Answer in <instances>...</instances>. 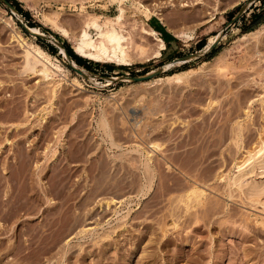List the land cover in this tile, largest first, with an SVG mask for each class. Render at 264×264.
<instances>
[{
    "label": "rangeland",
    "instance_id": "1",
    "mask_svg": "<svg viewBox=\"0 0 264 264\" xmlns=\"http://www.w3.org/2000/svg\"><path fill=\"white\" fill-rule=\"evenodd\" d=\"M7 1H9L13 5L17 13H15L13 10L11 11V9L8 8L0 0V39H1L0 40L1 41L0 42L1 44L0 45V48H1L0 50V68H1L0 69V102H1L0 104V156H1L0 157V163H1L0 164V206H1L0 207V215H1L0 224H3V225H0V264H4V263L6 264V262L7 264H13V262L14 264H18V263L19 264H26V263L27 264H33V263L41 264L43 262H44L43 264L45 263L46 264H64V263L76 264V262L77 264H83L84 262L85 264L87 263L94 264L93 263L94 256L96 258L97 257L100 258V256H98L99 254L98 251L100 249L98 246L99 245L98 243L99 242L101 243V241L99 240L102 238L104 239L105 235L107 236L108 231H109L108 235L110 237L111 236L115 237L117 235L116 236L117 238H122L124 235L131 238L134 235V233L142 232L143 236L139 233L137 234L139 236L134 235L133 238H131L132 241H135V243L140 242L139 244L137 243L139 249L137 251H134L135 253L131 255V258L129 260V262L131 263L129 262L126 263V264H132L134 263V261H136L139 255H143L142 253L146 254V252L148 253L150 249L151 251L152 249L156 250V247L160 246V243H159L160 239L158 241L157 238L158 237L161 238L162 236L157 237L156 236V234H158L157 231H159L158 235H160L161 229H164L165 227L166 229L167 228L169 229L168 230L169 232L170 230L174 229L175 227L174 224H176L175 221L177 220L174 219L173 217L171 219V216H174L172 215L173 214L172 210H174V214L175 212L176 213L178 212L177 207H178L179 202L176 204L178 200L177 198H179V196L181 198V194L182 193L184 194L186 190L188 189L186 188L185 185H187L188 183L190 184L189 181H191L192 178L191 177L189 178L188 176L190 175V172L192 171H194L193 172L194 177L196 176L198 177L202 175L203 172H205L203 173V175H206V176H208L207 174H210L209 176H211L212 174L214 179L212 178V176L203 177L202 175L203 178H207L205 179V181L204 179H201V177L198 178V180L196 181L197 179L196 177V179L194 178V181L198 182L199 179H201L200 181L202 182L201 183L199 182L200 184L199 183L197 184V183H194V181L192 180L191 183L194 185L196 184V186L199 185L197 187H201V188L202 186L205 185L203 188L205 189L206 187L205 190L208 193L206 195L207 197L211 196L213 198V201H216L215 199L217 198L218 200L223 199L222 201L220 200L219 201L223 203L225 207L227 206V209L224 208L223 206L220 208L224 211V214H222L223 215L222 216L221 213H223V211L222 210H220L221 212L218 211L219 210L218 208L220 207V205L218 207L217 204L215 203L213 204V201H211L212 203L210 202V204L213 205V206L211 205L212 206L211 208L214 209L215 207L214 205H216L218 210H216V207H215L214 212H213L214 214L212 213L210 215L211 212L208 213L209 212L208 211L207 214H205L206 213L205 212L204 215H206L207 217L218 215L217 216L218 219L216 218V216H215L216 219L213 217L215 219L214 220L215 222H218V220L220 221L222 220V218H225L227 223L229 222L228 219L229 220L231 219V217L229 216H233L232 219L234 217L237 219L234 218L235 219V221L233 219L234 222L230 221V224H233V225H230L229 227L233 229L235 228V230L236 229L238 230L239 227H240L239 230L245 228L247 223L248 224L250 223L249 226L251 228V224L253 225L254 221L256 223L257 220L259 221L258 223H261V225L258 223H256L257 225H253L256 227L258 232L255 230V228L253 229V226H252V229H253L252 230V229H249V226L247 225L246 226L247 229L245 228V231L247 233V230H249L250 234L247 233L248 234L247 235L245 233V236H244L245 238L244 237H243L244 239L242 238L243 240L237 237L231 238L234 240L236 239L235 242L238 241V239H240L239 240L240 243L239 244L238 242L236 243L237 246L234 245L235 243H231V246L233 245V248L235 247L236 251L238 252L239 250H241L240 253H242V250L244 251L245 248H246L245 251L250 252V249L254 250L256 248H253V247L255 246L257 247L258 245L260 249L264 252L263 250L264 248L263 234L264 233L262 232L264 229V225L262 224V222H260L264 220V207H262L259 204H256L255 207L248 205V204L246 205V203L242 201V199L238 196V194H236L237 192L235 193L234 191L233 192L236 195L232 193V196H231L232 198L230 197L228 198V196H226L222 192L224 191L222 190L223 187L224 188L226 187L225 183H222V182H225L224 178L220 179L221 177L219 176L221 174L220 172L222 171L223 174L221 175L222 177H225L226 174H228L232 170L233 171L235 170V163L237 164L243 160L242 158H246L244 156H247L246 153L248 154V150L250 151L252 146L255 145L254 144L255 139L248 137L250 139L248 140L246 137L249 134L253 133L252 136L256 134L254 136L256 138V136L259 135L258 130H260V128L261 127L263 128L264 126L263 125L264 124V89L262 88L264 84V58H258L256 56L257 52H259L260 54L264 53V0H230V1L229 0H220V1L204 0L206 4L204 3L202 7H200L201 5H196V6L190 5V6L180 7L177 4L174 7H172L173 9L170 8L171 10L167 9L165 11L166 13V14L164 13L165 20L168 19L167 21H165V24L159 21L158 18L155 16H150L149 18L146 19L144 16L140 14L139 15L140 19L145 20L147 23H150V24L162 23L164 27H166L172 33L173 31H175L176 28L180 30L182 29L184 31L191 32L192 38L186 40L184 38L183 39L177 38L175 36L174 40H172L171 43L165 44L166 47L162 49L160 56L153 57L149 59L148 61H136L129 65H117L114 62L97 61V60L88 59L83 56H80L73 50L71 46L72 44L65 37H63L57 31L53 30L50 26H48V24H44L42 21L43 12L46 14V13H49V11L50 12L56 11L57 13H59L58 15L62 17L61 19L62 23L68 28L70 27L71 28L70 30L72 32L75 30L76 32L74 31V33H78L79 28L77 27L82 26V23L84 20L83 18L86 17V15H84L83 13L85 14L90 13L95 16H98L99 23L102 24L106 17L107 18L115 17V15L118 12L116 3L110 2L109 0H7ZM142 1H144L145 3H153V2L160 1V0H142ZM225 1L226 3H224ZM217 3L218 5L221 4L222 9L220 10V12L214 11L213 17L211 19L198 23V20L196 18L199 15L203 16L202 13L204 14L205 10L212 9L214 5H216ZM190 12H192L193 14ZM252 12L257 13L258 19L261 20L259 25L254 27L252 30L258 29L259 32L256 33L255 35H251V36L249 35L245 40L238 39V36L246 33V32L241 31L243 19L245 17L246 18L250 17ZM236 13H238L237 19L234 22L229 23L231 19L236 15ZM177 14L184 16L183 17L184 19H182L183 21L175 20L176 18H174V16ZM190 14L194 18L192 17L189 18L188 16H190ZM81 15L83 18L81 17ZM75 17H78V18H75ZM126 17L127 18H125L126 20L124 21V26L127 30L132 32V35L134 34L133 43H141L140 39H142V37L141 38L139 37L140 38L139 39L137 37L139 34L135 32L136 24L132 22L133 19L130 18L129 14ZM185 17H188V19H186ZM17 18L21 19L29 27H32V28L35 27L36 29L41 31L43 35L42 34L34 35L24 30L19 24V21ZM74 19H77V20H74ZM80 19H83L81 24H80V21H81ZM130 22H132L135 26ZM73 24H78L79 26L75 25V27H73L74 26ZM99 27H101V25ZM98 28L90 27L89 32L93 35V37L95 36V32L97 31ZM16 29L29 42L37 43L44 50L50 53L53 57H56L58 59V63L64 68V70L67 73V78H68L67 81L65 80L62 81L63 90H62V86L61 87L59 86L60 89L57 92H55L54 95L51 94V92H49L50 91L49 83L47 84L44 80H42L39 77V75H37L36 71L34 70L28 71L29 65L23 62V58H22L23 56L22 47H20L18 43H16L11 38V34H12L11 30H16ZM217 36H218V40L214 44L213 49L212 50L211 49L208 50V48L205 49V46L207 44L211 45ZM142 40L144 41V39ZM57 41H59L62 45L67 46V48H69L70 50L68 49L66 50L64 48L66 52L65 53L62 49H60ZM220 52H223L224 55L222 58L218 60L217 64H214L219 69H215V66H213V64H210V65H207V67H205L203 71H201L202 73L200 72L201 74L199 73L193 76V78L185 79L186 81L183 79L185 83L184 81H182L183 83L179 84L176 87V89L171 88L170 87L171 84L165 83V84H162L161 86V82H160V83H156V85H154L155 84L154 83L151 86L148 85L149 87L146 86V88L152 89L151 87L154 85L153 91L152 90H149L150 92L147 91L150 94H148L147 92L146 93L144 92L143 86H145L146 84L145 82L153 78H157L158 76H165L173 72H180V71L197 68L204 61L210 62ZM70 61L72 65L82 70L83 73H85V75H82L79 72H77L71 66ZM6 69L9 72H7ZM155 71H159V72L154 73L152 77L142 80V81H137V80L135 81L132 78H130L134 76H142L146 73L155 72ZM9 76L10 78L7 79V77ZM72 78H77V80H79V82L81 83L80 88H77L73 86L71 83H69L72 80ZM189 80H191V82ZM36 84H38V86H36ZM166 86L167 87L169 86V87L167 88ZM19 87H21L20 91L23 89L21 91L22 94L19 91ZM24 88L27 90H24ZM138 89L141 90V92L137 91L139 92L138 94L134 93ZM160 90H164V91L162 92ZM177 90H179V92ZM31 91H33V93ZM173 91L178 92V93L177 94L173 93ZM140 93L142 94L140 95ZM89 94H94V96L90 97L86 104L81 103L83 100H85V98ZM171 96H172V99H171ZM47 99H49V101ZM211 100L212 101L214 100V102H212L213 103L212 105H210L211 103L209 102ZM160 104L161 106L163 105L164 108L166 107L165 112L163 111L164 109L163 107L160 106ZM208 104L210 106H206ZM24 105L26 107H24ZM46 106H48L49 108L44 110ZM116 106H120L121 108L120 109L114 108ZM155 106H158V107H155ZM153 109L155 111L157 109L159 110L163 109V110H161V112L160 111L155 112ZM26 110H29L30 112H32L33 110V112L35 113L34 114L35 116L33 117L31 116L28 122L27 120H25ZM131 110H136L138 112L139 116L137 117V119L140 121L137 124L139 126L135 125V121L137 119L135 120L132 118ZM148 111L152 113H149ZM153 112L156 114L154 115ZM20 113L21 115H19ZM147 113L150 114L151 116L148 115ZM22 116L24 117L21 118ZM100 116H103V117H100ZM173 117L178 118V121L175 120L176 123L174 122V124H171V128H169L168 127L170 125L169 121L171 120L173 121L174 119ZM23 120L26 122L24 123ZM98 121L99 123L101 122L102 124H104V126H99L101 123L99 124ZM102 121H105V122L103 123ZM206 121H208V124L210 122V124L208 125ZM237 121L238 122L240 121L241 123L243 122L242 124L249 121L248 123H250V127L251 126L252 127L250 128L249 125L246 126L248 123H245L246 124V125L244 124L245 128L246 127L248 128L246 129L243 128V130L250 129L253 132L250 130H248L247 132L242 130V132L247 133L244 135L245 136L244 138H246V140L244 139V141L246 143L242 145L243 147H241L239 150H235L234 152V149H238V147L231 146L230 147L231 149L229 150L230 142L229 141L227 142V140H231L233 132L229 130L235 127ZM153 123L156 125V128L155 126H152ZM106 124L111 126L110 132H109L110 126H107ZM204 124H207V125L204 126ZM199 125H201L202 128ZM232 125L234 127H232ZM253 125H254V128H253ZM23 126H24V129H23ZM157 126H161L160 127L161 129L160 128L158 129ZM107 127H108V130L107 129L104 130V128H107ZM153 127L155 128L156 132L152 130L154 129ZM165 127L166 129L162 130V128H165ZM172 128L175 132L172 130ZM204 128L205 130H203ZM131 130H133V132ZM169 130L170 131L172 130V131L170 132ZM193 130L194 132L197 131L198 133L197 132L192 133ZM106 131H108L109 133H112V132L113 133L110 134L109 136V133ZM148 132L150 133L148 134ZM204 132L207 133L206 134L207 136L204 134ZM221 132L222 133L226 132L227 134L223 135ZM260 132H262V130ZM228 133L231 136H228ZM150 134L152 135L150 136ZM188 135H189V138H188ZM217 135L219 136L216 137ZM220 135H223L224 137ZM225 135H227L228 137ZM197 136L199 137L202 136L204 140L202 138H201L202 140L201 139L197 140L198 139ZM155 137H159V138L157 139ZM211 137H213V139ZM183 138L186 139V141L180 142L181 139ZM192 138H194L195 140H193ZM218 138L225 139V141H222L221 143V145L223 144L222 146H220V144L219 146L218 144L215 145L216 139ZM154 140L156 142L162 143L161 144L162 148L161 147H160L161 149L159 148L160 150L157 149L156 151L155 149L154 151H152L151 148L147 146V145H151L149 144L148 141H154ZM136 141H138V143H136ZM192 141H198V146L200 145L199 147H203L205 144L208 145V146L205 145L208 149V150L206 149V151H208V154L210 153V155L207 156L208 159L205 158L206 155H208L207 152L205 150L203 151L202 149L201 151L199 147L197 148V150L199 149L202 154L200 155L199 153V159L204 157L203 160L206 159L208 164H205L207 163L206 160H204L203 162V160L200 159L202 162L199 163L200 160H198L197 163L194 164L193 166L192 162L198 156V153L195 154L196 152L194 151H197V150L193 148L192 150H190L191 149L190 146H192L193 144L195 148L197 146L196 145L197 142L195 143L193 142L192 144ZM205 141L206 143H203ZM220 141H217V142H220ZM208 142L210 144L211 143L213 144V148L215 146H218L216 148L220 149L218 150V153H220L219 155H215V154H218L217 149H214L215 150V153H214L212 146H209ZM112 143L113 144L115 143L117 146L112 145ZM180 143H184L185 145L182 144L183 145L182 146ZM231 143L234 144V142H231ZM46 145H48V148H45ZM206 147H204L203 149H205ZM132 148L134 150H132ZM226 149L231 152V156L229 155L230 157L228 155H225V153L226 154L229 153V151L227 152ZM149 150H151L150 151L151 153H149V156H150L149 162L150 163L152 162L151 164L153 163L155 164V165L153 164L154 166L152 165L154 170L151 172H149L148 169L146 170V168H144L146 166L145 163L147 162L145 156L148 155ZM179 150L180 152H178ZM186 150H190L191 152H193V153L186 152L188 154H191L192 157L194 156L193 159L191 158L190 160V157H191L190 155L188 156V154H183V151L185 152ZM222 151L224 152V154H222ZM43 152H46V154L44 153L45 154L44 155ZM175 152L177 153L175 154ZM233 152L236 154H234ZM171 153L173 157L171 156ZM232 153L234 155H232ZM173 154H175V156ZM179 155H186L188 158L184 156L179 157ZM221 155H223V158L229 157L228 159L231 162L229 160L228 162L226 158L223 159L225 160L224 162L222 160ZM28 156L31 158L28 159L27 158ZM134 156H135V159H134ZM232 156H234V158ZM130 157H131V160H129ZM167 157H169L168 160H171L168 162L169 164H171L169 169L167 165L165 164ZM137 158L141 162L137 160ZM179 158L180 159L182 158V160L180 161ZM34 159H38V160L35 161ZM163 159H164V164L162 163ZM176 159L178 161H176ZM188 159H189L188 161L189 163L187 162ZM209 159L210 160L215 159L214 161L212 160L213 162H211L214 165H212L211 163L209 165V161H210ZM3 160L6 162L4 163ZM173 161L176 162L177 165ZM183 161H185L186 165L187 163L188 165L191 163L192 166L190 165L191 167L185 168V166L182 165V167H180L181 170H179L178 166H180L181 162ZM117 162H118V165H117ZM158 164L160 166H158ZM217 164L220 165L219 168L217 167L218 166ZM2 165H6V166H3L2 168ZM195 165L196 166L198 165L197 168H194L196 167ZM200 166L202 167V169L203 168L205 169L202 170ZM208 166L210 168H212V166H216V167H213V170L214 168L217 169V170L215 169V171H217V175H216V172L214 173L212 170L211 171L214 174L212 172L210 173L206 172V169H208ZM5 167L7 169H5ZM39 167H40L39 170L42 169L41 171H38L37 168ZM154 167H157V169H155ZM158 167H159V170H160L159 172L161 173V175L157 171ZM183 167L185 168V170L183 169ZM143 168L146 172H144ZM188 168H191V169H188ZM192 168H194V170H192ZM198 168L201 169L203 172L199 170ZM195 169L197 171L199 170V172L201 171L202 173L197 175L199 172L195 171ZM186 170H188L189 172L186 173ZM33 171H35L36 173H34ZM147 171L151 174L153 173V175L157 174V176H153L151 178V183L148 182L149 179L148 180L146 179V176L149 175L147 174L145 176ZM183 172L186 173V175L189 174L187 175L188 178H186V175ZM162 174L163 175L165 174V175L162 176ZM183 174L185 176H183ZM168 175L169 176L171 175V176L169 177ZM216 176H218L220 180ZM161 177L162 178L165 177L164 179L166 180V182ZM133 178L135 180H133ZM209 178H211V180H208ZM137 179L139 182L141 181L145 182L144 180H147L146 181L147 184H150L152 189L150 188V185H149V188H150V191H149V188L147 187L148 185L146 184V182L137 183ZM159 179L161 182H163V185H164L162 189L164 188H167V189L159 190V188L157 187L158 186L157 183L159 182ZM153 180H156V183ZM184 180L186 181V183L184 182L185 185L184 184L177 185V183H181ZM216 181H217V184H216ZM219 181H220L221 186L217 188L216 185L217 186L220 185ZM132 182L136 185L139 184L137 185V187L139 190H141V192L144 190L142 192L143 194L138 189H134V187L136 188V185L133 184L134 185L133 187L131 185ZM172 183L173 184L175 183L174 184L175 186ZM96 184L99 186H97ZM155 184L157 186H155ZM144 185L146 186L147 190L145 189ZM163 185L161 183L159 187L160 186L162 187ZM35 186H36V189H35ZM141 186L144 187L142 188L143 190L140 189ZM176 186H177V189L175 188ZM182 186H184V188H182ZM32 187L34 189H32ZM132 187L133 189H131ZM172 187L174 188L173 191L176 190L177 192L176 191L169 192V191H172V189L169 190ZM212 187H215L214 190ZM157 188H158V191H163L165 193L167 191V194H164L162 192L158 193ZM43 189L45 190L47 189L46 190L47 192L46 191L43 192ZM219 189L221 190L222 193L219 192L220 191ZM133 190L134 191L136 190L137 192L135 191L136 192L135 193ZM152 190L155 192L157 191V192L156 193L152 192ZM178 190H181V191L178 192ZM32 191L35 195L31 193ZM219 193L223 194L224 198L225 196L227 198L224 199L223 197H221L222 195H219ZM5 194H8V195H5ZM153 194L155 197L153 196ZM157 194H159V196H157ZM174 194L175 195L178 194L176 197L177 200L174 199L175 197ZM160 195L162 196L164 195L168 198L167 199L163 196L165 200H167L165 201V203L167 204L163 203L161 205V202H162L161 198L163 200L164 198L162 196L160 197ZM28 196H30L31 198L34 196L31 199V200H36L32 202L34 204L30 202V197L27 200H25L26 197ZM158 197L160 200H158ZM172 197L176 202L171 199ZM110 198H113L114 200L115 199L120 200V201L116 203V205H113L114 204L113 203L109 209L102 208L101 205H98L99 202L101 203L106 199L110 200ZM145 198H147V201L145 200ZM3 199H4V202H3ZM8 199H10L11 201ZM151 199H153L154 201L155 200L159 202L161 201L160 202L161 207L159 206V204H157L156 201L155 203L157 205ZM5 200H8L10 202L8 203L7 201L6 203ZM168 200H170V202L173 201L174 204L176 205H172L173 203L170 204ZM1 201L3 202V204L1 203ZM27 201H29L30 203H27ZM18 202L19 204H22V205H19ZM146 203H149V204H146ZM152 203H154L153 206H154L155 211L153 210ZM23 205H24V208H23ZM145 205H148V206H145ZM165 205L170 208L171 207L173 208V206L174 208L176 206L177 207L175 209L171 208L170 210ZM11 207H14L17 209H14ZM28 207H31V208L28 209ZM53 207H54V210H53ZM156 207H158L159 210L161 208V211H159V213ZM261 207L263 208V210ZM162 208L163 209L165 208L166 210L165 214L168 213L167 210L171 211L170 216H169V213L167 214L168 218H166L164 214H163L164 217L162 216L161 213L165 211ZM24 209H27L28 211L27 210L23 211ZM145 209H149V211L148 210L147 211L148 212L151 211V213H148L147 211L144 212ZM228 209L232 212L233 211L236 212L237 215L234 214L236 215L234 216L233 215L234 212L233 213L231 212L232 215H230V211ZM14 210L16 212H14ZM136 211L138 213H136ZM210 211H213V210L210 209ZM227 211L229 212V214ZM3 212L5 214L8 213L9 217H7V215L5 217ZM13 212L16 215L14 214L13 216L12 215ZM25 212H28V213H25ZM139 212L143 213V215L140 214L142 217L139 215ZM238 212L240 213L242 212L241 213L242 216H240L241 214ZM245 212L247 214L246 215L247 217L243 215ZM10 214L13 217L10 216ZM225 214L226 216L229 217V218L227 217L228 219L224 216ZM2 215L4 217H2ZM144 215L145 216L147 215L145 217V220H147L148 223L147 221L143 219ZM132 216H135V217L133 218ZM137 216H139V218H136ZM154 216L155 217L157 216L156 219H154L155 218ZM159 216L160 218H158ZM161 216L165 219L161 218ZM220 216H222V218H219ZM237 216H240L242 218H244L245 216V218L247 219H249L248 217L250 216L252 220L249 219L247 221L246 219L247 223L246 225H243L245 223L242 224L241 222L242 218L238 220V218L240 217H237ZM175 218L177 217L175 216ZM203 218H205V216H203ZM211 218L212 217L208 219L205 218V219L207 220V222L209 221V223H211L210 222L212 220ZM245 218H244V222H245ZM123 219H124V222L126 220L127 223L131 222L132 224L131 223L129 225L127 224L129 227L127 226L125 230L120 231L119 227L122 226L123 222L121 223V221H123ZM151 219H153V221L158 220V223L157 221L156 222L154 221L155 223H157V225L154 223L153 225L154 226L156 225V226L155 227L153 226L152 230L149 229L151 228L152 226L151 224L153 223ZM160 219L164 221V222L160 221V223L162 222L163 227L165 226L164 228H162V224L159 223ZM166 219H168L169 222L173 220L174 224H172L173 221H171L170 223L168 222V224H166L167 222ZM225 219L222 221H225ZM136 220L138 221L141 220V222H143L144 220L145 222L143 223L145 225L141 223L140 221H139L140 223L137 221V224H138L137 225ZM149 221H150V224H149ZM235 222L237 224L241 222V225L238 224L240 225L238 226ZM169 224H172L171 227L173 226L174 227L170 229V227L168 226ZM236 225H237V228H236ZM157 226H159V228ZM241 226H244V227H241ZM83 227L84 228L93 227V228H90L89 230L85 231L86 232L85 234V232H80L79 230L80 228H83ZM143 228L144 230H142ZM153 228H155L156 230L158 228V230L156 231ZM134 229H136L135 232L133 231ZM212 229L210 232L211 235L212 233L215 234L214 232H217L219 228L217 227L216 229L215 228H212ZM261 229H262L261 231L262 234L260 236L259 234L261 232L259 233V230ZM130 230H132L133 232ZM153 230L156 231L157 233L156 232L154 233ZM251 230L254 231L255 233L252 232ZM242 231H244V229ZM121 232H124L123 236L119 235V233ZM129 232H131L132 234ZM147 232H149L150 234ZM151 232H153L154 234L153 233L151 234ZM130 234L132 236H130ZM146 234L148 235L146 236ZM243 234H244L243 232L242 234L240 233V237H242L241 235ZM100 235H104V236H102V238L99 239V237H101ZM249 235L251 239H249L248 237ZM148 236L151 238H149ZM255 236L257 239H255ZM135 237L136 238L140 237V239L138 240ZM246 237L248 238L246 239ZM155 238L157 240H155V242H152L151 239H153L154 241ZM205 238L206 239L208 238L207 240L209 242V237L207 236L203 237V240H206ZM252 238L254 239L252 240ZM197 239H200V237H198ZM145 240L151 244L153 243L152 245L153 246L155 245V247H153L152 245L150 246V244L146 242ZM245 240L248 242H246ZM144 241L146 242V244L142 243ZM253 241L254 242L257 241V243L259 242L261 246L257 243L256 245H254L255 243ZM197 242L201 243L202 240L200 239V241H197ZM126 243H129V240H125L120 245H118V247L121 246L119 247V249L121 250L124 247H125L124 249L129 247V244L127 245ZM156 243H159V246H157L158 244L156 245ZM20 244L22 245V247L20 246ZM246 244L247 245L253 244L252 245L253 247L251 248L250 245H248L250 247L248 250V246ZM51 245L54 246L53 251L54 250L57 251L56 248L58 249L63 248V249H66L67 253L63 255L61 254V252H58V253H55L56 255L53 254L54 256L50 255L49 253H45V251L49 247H51ZM147 245H149L148 247L150 249H148ZM241 245L243 246V248H240ZM245 245L247 247H245ZM69 246L70 247L72 246V247L70 248ZM80 246L82 247V249L84 248L85 251H88L90 248V250L93 251V255L91 254L86 255L85 257H83L84 258L83 259L81 257L83 255L82 254L83 250H80L81 249ZM77 247L80 249H78ZM110 247L111 246L108 245L107 250L109 251L106 250V252L108 253L110 252L109 255L111 254L110 256L112 258L113 253L116 254L114 251L116 250V248L114 247L113 249L112 247L111 248ZM143 247H147V248H143ZM259 247H257V249ZM10 248L12 251L10 250ZM45 248L47 249L45 250ZM141 248L142 250L148 249L149 251L145 250L146 252L145 251L142 252ZM260 249H258L259 252L261 251ZM14 250L15 252L16 251L17 252L15 253ZM111 250L113 251L111 252ZM164 250L165 248L163 249V251ZM258 250L255 255L256 257L254 255L250 256V258L249 256L244 257L246 258L245 261L244 259L243 260L240 259L241 260L240 262L242 263L246 262V264H249L247 262L249 261L251 262L250 259L254 260L253 259L254 257L255 259H257L258 257V259L256 260L257 264H260V263L264 264V255H263L264 253L261 252V254H259ZM24 252L26 254H24ZM251 252L253 253V251ZM138 253H141V254H138ZM66 254L67 256L69 255L70 257L68 258ZM109 255L107 256L108 258H103V259L98 258L99 260L95 258V263L99 261V263L97 262L96 264H107L108 262L110 264V261L112 260L110 259L109 261V258H110ZM89 256L90 258H88ZM260 256L263 257L262 258L263 261H261L262 259L260 260L261 258ZM8 257H12V258L10 259ZM7 259H10V260L7 261ZM40 259L42 261H39ZM232 259L233 258H231L230 260ZM233 263H236V261H233Z\"/></svg>",
    "mask_w": 264,
    "mask_h": 264
},
{
    "label": "bare ground",
    "instance_id": "2",
    "mask_svg": "<svg viewBox=\"0 0 264 264\" xmlns=\"http://www.w3.org/2000/svg\"><path fill=\"white\" fill-rule=\"evenodd\" d=\"M110 2H113V3H116L117 4V14L115 15V17H113V18H105V20L103 21V23L102 24H100L99 23V19H98V16H95V15H93V14H90V13H83L84 15H86V17L85 18H83L82 17V15H81V17L84 19H80V20H78V21H80V24H81V22H82V20H83V23H82V26H79L78 24H73V25H71V26H73V27H75V25H78L79 27H77V28H79V32L78 33H74V31L72 32L70 29V27L68 28L67 26H65L63 23H62V21H61V19H62V17H60L58 14L59 13H57L56 11H54V12H50L49 11V13H42V21H43V23L44 24H48V26H50L53 30H55V31H57L59 34H61L63 37H65L72 45V48H73V50L77 53V54H79L80 56H83V57H85V58H88V59H93V60H97V61H107V62H114V63H116L117 65H129V64H132V63H134V62H136V61H148L149 59H151V58H153V57H158V56H160L161 55V51H162V49H164L166 46H165V43H164V41H163V39H162V37L157 33V31H155L152 27H150L149 25H148V23L145 21V20H143V19H140V17H139V15L141 14L142 16H144L146 19L147 18H149L150 16H155V17H157L158 18V20H160V21H162L164 24H165V21H167V20H165V16H164V13H165V11L167 10V9H170V8H172V7H174L175 5H177L178 4V6H180V7H182V6H190V5H201L200 7H202V5L205 3V1L204 0H160V1H157V2H153V3H145L144 1H142V0H109ZM218 1H220V0H218ZM230 1V0H229ZM228 2V1H227ZM224 3H226V1L224 2ZM229 3V2H228ZM206 4V3H205ZM177 6V7H178ZM225 6V5H224ZM228 6V5H227ZM179 8V7H178ZM199 8V7H198ZM173 9V8H172ZM207 9V8H206ZM222 8H221V4H219L218 5V3L216 4V5H214V7L212 8V9H209V10H205V13L203 14L202 13V15L203 16H201V15H199L196 19L198 20V23L199 22H203V21H207V20H209V19H211L212 17H213V14H214V11H216V12H220V10H221ZM171 10V9H170ZM224 10V9H223ZM13 11L15 12V13H17V11L15 10V9H13ZM48 11V10H47ZM47 11H45V12H47ZM168 12V11H167ZM190 13H192V12H190ZM40 14H41V12H40ZM129 14V16H130V18H132L133 20H132V22H134L135 24H136V27H135V32L137 33V34H139L137 37L139 38H141L142 37V39H144V41L142 40V39H140L141 40V43H133V35H132V32H130L129 30H127L126 28H125V26H124V21L126 20L125 18H127L126 16ZM166 14V13H165ZM193 14V13H192ZM185 15H187V14H185ZM189 15V14H188ZM195 16V15H194ZM184 16H182V15H175L174 16V18H176L175 20H180V21H183L182 19H184L183 18ZM189 18L190 17H192V18H194L191 14H190V16H188ZM188 17H185L186 19H188ZM75 18H78V17H75ZM129 18V19H130ZM101 19V18H100ZM104 19V18H103ZM73 20V19H72ZM74 20H77V19H74ZM132 22H130V23H132ZM78 23V22H77ZM126 23H127V21H126ZM125 23V24H126ZM133 24V23H132ZM67 25V24H66ZM68 25H69V23H68ZM101 25V27H99ZM127 25V24H126ZM134 25V24H133ZM130 26V25H129ZM135 26V25H134ZM81 27V28H80ZM90 27H96V28H98L97 29V31L95 32V36L93 37V35L89 32L90 30ZM32 28V27H31ZM13 29H14V27H13ZM73 29H75V28H73ZM32 30L33 31H35V32H38V33H40V34H42L41 33V31H39L38 29H36L35 27H33L32 28ZM94 30V29H93ZM11 32H12V34H11V38H12V40H14L16 43H18V45L20 46V47H22V58H23V62H25V63H27L28 65H29V70L28 71H31V70H34V71H36V73H37V75H39V77L42 79V80H44L47 84L49 83V92H51V94H55V92H57L60 88H59V86L61 87L62 86V81H67V73H66V71L64 70V68L58 63V59L56 58V57H53L50 53H48L46 50H44L41 46H39L37 43H33V42H29L21 33H19L18 31H17V29L16 30H11ZM76 32V31H75ZM259 32V30L258 29H256V30H252V31H248V32H246V33H244V34H242V35H240V36H238V39H246L249 35L251 36V35H255L256 33H258ZM135 33V34H136ZM173 33H174V35L176 36V37H178V38H184V39H191L192 38V33L191 32H188V31H184V30H180V29H175V31H173ZM43 35V34H42ZM254 37V36H253ZM138 38H137V40H138ZM1 40V39H0ZM136 40V39H135ZM136 40V41H137ZM148 41V42H147ZM1 42V41H0ZM138 42V41H137ZM1 45V44H0ZM208 46H209V44H207L206 46H205V49L206 48H208ZM60 49H62L61 47H60ZM59 49V50H60ZM0 50H1V48H0ZM63 50V49H62ZM202 50H204V49H202ZM16 52V51H15ZM2 54V53H1ZM16 54V53H15ZM223 52H220L219 54H217L210 62H206V61H204V62H202L197 68H194V69H190V70H185V71H180V72H173V73H171V74H167V75H165V76H158L157 78H153V79H151V80H149V81H147V82H145L146 84H145V86H143L144 88H143V90H144V92L146 93L147 91L148 92H150L149 90H152L153 91V87H154V85H156V83H160L161 82V86H162V84H171L170 85V87L171 88H175L176 89V87L179 85V84H181V83H183L182 81H184L185 79H189V78H193V76H195L196 74H199L201 71H203V69L205 68V67H207V65H210V64H213V66H215L214 64H217V62H218V60L220 59V58H222L223 57ZM3 56H5V55H3ZM9 56V55H8ZM12 56V55H11ZM256 56L258 57V58H264V53H262V54H260L259 52H257V54H256ZM1 60H2V58H1ZM20 62V61H19ZM5 63V62H4ZM7 63V62H6ZM4 65V64H3ZM12 65V64H11ZM10 65V66H11ZM16 67V66H15ZM20 67V66H19ZM1 69V68H0ZM5 69V68H4ZM15 69V68H14ZM21 69V68H20ZM215 69H219L217 66H215ZM6 71L7 72H9L7 69H6ZM14 71V70H13ZM216 71V70H215ZM13 73V72H12ZM202 73V72H201ZM200 73V74H201ZM9 74V73H8ZM26 74V73H25ZM32 74V73H31ZM24 75V74H23ZM12 77V76H11ZM32 77V76H31ZM197 77V76H196ZM8 78H10V76L9 77H7V79ZM22 78H24V77H22ZM30 78V77H29ZM123 78V77H122ZM4 79V78H3ZM15 79V78H14ZM27 79H28V77H27ZM184 79V80H183ZM15 81V80H14ZM36 81V80H35ZM186 81V80H185ZM185 81H184V83H185ZM190 82H191V80H189ZM7 82V81H6ZM30 82V81H29ZM40 82V81H39ZM188 82V81H187ZM186 82V83H187ZM189 82V83H190ZM11 83H12V81H11ZM10 83V84H11ZM23 83V82H22ZM21 83V84H22ZM26 83V82H25ZM36 83V82H35ZM41 83V82H40ZM69 83H71L73 86H75V87H77V88H80L81 87V83L79 82V80H77V78H72V80L69 82ZM148 83V84H147ZM155 83V84H154ZM9 84V85H10ZM18 84V83H17ZM39 84V83H38ZM38 84H36V86H38ZM45 84V83H44ZM152 84H154L151 88L152 89H148V88H146V86H151ZM142 86V85H141ZM148 86V87H149ZM165 86V85H164ZM41 87V86H40ZM39 87V88H40ZM44 87H45V85H44ZM48 87V86H47ZM167 87V86H166ZM169 87V86H168ZM167 87V88H168ZM17 88V87H16ZM20 88L21 87H19V91H20ZM27 88V87H26ZM30 88V87H29ZM138 88V87H137ZM142 88V87H141ZM263 89H264V84H263V87H262ZM41 89H43V88H41ZM48 89V88H47ZM23 90V89H22ZM21 90V91H22ZM24 90H27V89H25L24 88ZM46 90V89H45ZM62 90H63V86H62ZM20 91V93L22 94V92ZM48 91V90H47ZM137 91H139V92H141V90H136L134 93H139V92H137ZM160 91H164V90H160ZM172 91V90H171ZM178 92H179V90H177ZM18 92V91H17ZM27 92H29V91H27ZM32 93H33V91H31ZM40 92V91H39ZM147 92V93H148ZM178 92H175V91H173V93H178ZM42 93H44V92H42ZM61 93V92H60ZM64 93V92H63ZM142 93H143V91H142ZM142 93H140V95L142 94ZM144 93V94H145ZM172 93V92H171ZM27 94V93H26ZM30 94V93H29ZM40 94V93H39ZM57 94V93H56ZM148 94H150V93H148ZM175 94V95H176ZM18 95H19V93H18ZM52 95V96H53ZM62 95V94H61ZM64 95V94H63ZM139 95V96H140ZM174 95V94H173ZM29 96V95H28ZM31 96V95H30ZM46 96H48V95H46ZM50 96V95H49ZM94 96V94H89L86 98H85V100H83L81 103H84V104H86L87 102H88V99L90 98V97H93ZM27 97V96H26ZM57 97V96H56ZM18 98V97H17ZM13 99V98H12ZM29 99V98H28ZM41 99V98H40ZM50 99V98H49ZM49 99H47L48 101H49ZM61 99V98H60ZM171 99H172V96H171ZM46 100V99H45ZM45 100H43V101H45ZM12 101V100H11ZM14 101V100H13ZM18 101V100H17ZM26 101V100H25ZM24 101V102H25ZM56 101V100H55ZM211 104L210 105H212L213 103L212 102H214V100L212 101H209ZM29 103H30V101H29ZM47 103V102H46ZM80 103V102H79ZM0 104H1V102H0ZM4 104V103H3ZM8 104H10V103H8ZM15 104V103H14ZM13 104V105H14ZM28 104V103H27ZM56 104V103H55ZM83 104V105H84ZM35 105H36V103H35ZM159 105V104H158ZM209 104L208 105H206V106H210ZM2 106H4V105H2ZM43 106V105H42ZM79 106H81V105H79ZM160 106H161V104H160ZM167 106H169V105H167ZM24 107H26L25 105H24ZM23 107V108H24ZM28 107V106H27ZM150 107V106H149ZM155 107H158V106H155ZM161 107H163V105L161 106ZM10 108H11V106H10ZM49 107L48 106H46V108L44 109V110H46V109H48ZM114 108H116V109H120L121 107L120 106H116V107H114ZM3 109H5V108H3ZM14 109V108H13ZM29 109V108H28ZM150 109V108H149ZM164 109V110H163ZM163 109H161V110H163L164 112H165V110H166V107L164 108L163 107ZM167 109H169V108H167ZM208 109V108H207ZM5 110H7V109H5ZM34 110V109H33ZM33 110H32V112H30L29 110H26L25 111V116H26V119L25 120H27V122L30 120V118H31V116L33 117V116H35L34 114V112H33ZM37 110V109H36ZM43 110V109H42ZM41 110V111H42ZM122 110V109H121ZM151 110V109H150ZM154 110V109H153ZM152 110V111H153ZM161 110H159V109H157L155 112H158V111H160L161 112ZM147 111V110H146ZM9 112V111H8ZM17 112H18V110H17ZM149 112V111H148ZM159 112V113H160ZM174 112H176V111H174ZM7 113V112H6ZM12 113V112H11ZM16 113V112H15ZM53 113V112H52ZM149 113H152V112H149ZM247 113V112H246ZM18 114V113H17ZM148 114V113H147ZM153 114L155 115L156 113H154L153 112ZM162 114V113H161ZM164 114V113H163ZM19 115H21V113L19 114ZM24 115V114H23ZM131 115H132V118L133 119H137V117L139 116V114H138V112L136 111V110H131ZM148 115H150V114H148ZM13 116H14V114H13ZM151 116V115H150ZM24 116H22L21 118H23ZM39 117V116H38ZM100 117H103V116H100ZM174 117H176V116H174ZM173 117V118H174ZM178 117V116H177ZM11 118V117H10ZM54 118V117H53ZM105 118V117H104ZM36 119V118H35ZM101 119V118H100ZM99 119V120H100ZM103 120H105V119H103ZM175 120H177L178 121V118H174L173 119V121H172V123H171V121H169V123H170V125L168 126L169 128H171V124H174V122H175ZM24 121V120H23ZM38 121V120H37ZM47 121V120H46ZM107 121V120H106ZM140 120H136L135 121V125H138L137 123L139 122ZM26 121H24V123H25ZM103 123L105 122V121H102ZM108 122V121H107ZM106 122V123H107ZM149 122V121H148ZM147 122V123H148ZM207 122V124H208V121H206ZM205 122V123H206ZM245 122V121H244ZM249 122V121H248ZM248 122H245V123H248ZM98 123H99V121H98ZM101 123V122H100ZM99 123V124H100ZM141 123V122H140ZM176 123V122H175ZM236 123V122H235ZM243 123V122H242ZM240 121L238 122L237 121V123H236V125H235V127L233 126L234 125V123H233V125H232V127H234L233 129H230L229 131H231V132H233L232 133V138H231V140H227V142L229 141L230 142V145H229V150L231 149L230 147L231 146H237L238 147V149H234V152H235V150H239L241 147H243L242 145L244 144V143H246L245 141H244V139L246 140V138L248 139V140H250L249 138H253V139H255L254 140V144L255 145H253L252 146V148H251V150L249 151L248 150V154L246 153V155L247 156H244V157H246V158H242L243 160L241 161V162H239V163H235V170L233 171H231V172H229L228 174H226L225 175V177H222V175L221 174H223V172L221 171L219 174V176L221 177L220 179H222V178H224V181L225 182H222V183H225V188L223 187V189L222 190H224V191H222L226 196H228V198L230 197V198H232L231 196H232V193L234 194V195H236V194H238V196L242 199V201L244 202V203H246V205L248 204V205H251V206H256V204H259V205H261L262 207H264V126H263V128L261 127H259L260 128V130H258L259 131V135L258 136H256V138L254 137L256 134H254V136H252V134L253 133H251V134H249L246 138H244L245 136V134H247L246 132L248 131V130H250V129H248V130H245L246 128H248V127H246L245 128V125L244 124H242ZM252 123V122H251ZM34 124V123H33ZM36 124V123H35ZM102 124V123H101ZM99 125V126H104V124H102V125ZM163 124V123H162ZM207 124H204V126L205 125H207ZM209 124H210V122H209ZM208 124V125H209ZM254 124V123H253ZM23 125V124H22ZM31 125V124H30ZM107 125V124H106ZM161 125V124H160ZM197 125V124H196ZM249 125V127H250V123H248L246 126H248ZM264 125V124H263ZM107 126H110V125H107ZM113 126V125H112ZM139 126V125H138ZM137 126V127H138ZM152 126H155V128H156V125L153 123V125ZM175 126V125H174ZM194 126V125H193ZM198 126V125H197ZM200 127H201V125H199ZM203 126V127H204ZM211 126V125H210ZM52 127V126H51ZM106 127V126H105ZM147 127V126H146ZM158 127V129L161 127V126H157ZM195 127V126H194ZM194 127H193V129H194ZM209 127V126H208ZM231 127V128H232ZM252 127V126H251ZM250 127V128H251ZM32 128V127H31ZM110 128H111V126L109 127V132H110ZM148 128V127H147ZM154 128V127H153ZM155 128L154 129H152V130H154L155 131ZM202 128V127H201ZM201 128H199V129H201ZM243 128H245L244 130H243ZM253 128H254V125H253ZM258 128V127H257ZM22 129V128H21ZM23 129H24V126H23ZM105 129H107L108 130V127L107 128H104V130ZM161 129V128H160ZM164 129H166V127L165 128H162V130H164ZM192 129V128H191ZM197 129H198V127H197ZM197 129H195V130H197ZM208 129V128H207ZM225 129V128H224ZM114 130V129H113ZM137 130V129H136ZM157 130V129H156ZM172 130H173V128H172ZM171 130V131H172ZM176 130V129H175ZM203 130H205V128L203 129ZM209 130V129H208ZM242 130L243 131H246L245 133L244 132H242ZM262 130V132H260ZM132 132H133V130H131ZM170 131V130H169ZM170 131V132H171ZM174 131V130H173ZM210 131V130H209ZM224 131H226V130H224ZM223 131V132H224ZM250 131H252V130H250ZM106 132H108V131H106ZM108 132V133H109ZM156 132V131H155ZM175 132V131H174ZM197 132V131H196ZM196 132H194V130H193V132L192 133H196ZM253 132V131H252ZM113 133V132H112ZM112 133H109V136H110V134H112ZM150 132H148V134H149ZM161 133V132H160ZM173 133V132H172ZM198 133V132H197ZM222 133V132H221ZM220 133V134H221ZM249 133V132H248ZM133 134V133H132ZM174 134V133H173ZM204 134L206 135L207 133H205L204 132ZM210 134V133H209ZM223 135L224 134H227L226 132L225 133H222ZM44 135V134H43ZM42 135V136H43ZM108 135V134H107ZM152 134H150V136H151ZM192 135V134H191ZM223 135H220V136H222V137H224ZM41 136V135H40ZM135 136V135H134ZM148 136V135H147ZM170 136V135H169ZM207 136V135H206ZM209 136H211V135H209ZM208 136V137H209ZM213 136V135H212ZM219 135H217L216 137H218ZM225 136H227V135H225ZM228 136H231V135H229V133H228ZM227 136V137H228ZM214 137V136H213ZM213 137H211L212 139H213ZM227 137H225V138H227ZM249 137V138H248ZM41 138V137H40ZM49 138V137H48ZM111 138V137H110ZM147 138V137H146ZM151 138V137H150ZM153 138V137H152ZM155 138H159V137H155ZM154 138V139H155ZM188 138H189V135H188ZM197 140H199V139H201L202 138V136L201 137H199V136H197ZM221 138V137H220ZM229 138V139H230ZM156 139V140H157ZM191 139V138H190ZM193 140H195L194 138H192ZM203 139V138H202ZM201 139V140H202ZM212 139H211V141H212ZM113 140V139H112ZM137 140V139H136ZM148 140H149V138H148ZM151 140H153V139H151ZM200 140V141H201ZM204 140V139H203ZM221 140V141H220ZM111 141V140H110ZM184 141H186V139H181V141L180 142H184ZM217 141H220V142H217ZM222 141H225V139L223 138V139H216V143L215 142H213V143H215V145H217L218 144V146H219V144H220V146H222L221 145V143H222ZM244 141V142H243ZM135 142V141H134ZM142 142V141H141ZM147 142V141H146ZM149 142V144H151V145H147V146H149L150 148H151V150L152 151H154L155 149H156V151H157V149L158 150H160L162 147H161V142L159 143V142H156L155 140L154 141H148ZM179 142V141H178ZM188 142V141H187ZM187 142H186V144H187ZM191 142V141H190ZM193 142L195 143V142H197V146H196V148L193 146L194 144H193ZM231 142H234V144H232ZM251 142V141H250ZM249 142V143H250ZM116 143V142H115ZM113 144L112 143V145H115V146H117L116 144ZM136 143H138V141H136ZM203 143H206V141L205 142H203ZM209 143V142H208ZM147 144V143H146ZM181 145L182 144H184V143H180ZM189 144V143H188ZM193 144V145H192ZM192 146H190V150H192V148L193 149H195V150H197V148L200 146H198V141H192ZM212 144V143H211ZM210 143H209V146H212V148H213V144L211 145ZM227 144V143H226ZM89 145V144H88ZM140 145V144H139ZM185 145V144H184ZM190 145V144H189ZM206 146H208L207 144H205ZM203 146V147H199V149L201 150H205L206 151V149H207V147L206 146ZM214 145V146H215ZM251 145H252V143H251ZM73 146H75V145H73ZM183 146V145H182ZM187 146V145H186ZM218 146H215L214 148H213V152L215 153V150L214 149H217V153H218V150H220V149H218V148H216V147H218ZM228 146V145H227ZM45 147V146H44ZM50 147V146H49ZM77 147V146H76ZM81 147V146H80ZM83 147H85V146H83ZM92 147V146H91ZM148 147V148H149ZM161 147V148H160ZM204 147H206L205 149H203ZM45 148H48V145H46V147ZM94 148H95V146H94ZM160 148V149H159ZM176 148V147H175ZM211 148V147H210ZM209 148V149H210ZM211 148V149H212ZM223 148V147H222ZM233 148H235V147H233ZM250 148V147H249ZM86 149V148H85ZM136 149V148H135ZM197 150V151H194V152H196L195 154H197L198 153V159H197V157L195 158V160H196V162H195V160L192 162L193 163V166H194V164H196L197 163V161L198 160H200V159H202L203 160V158L204 157H202V158H200L199 159V153H200V155H202L201 154V151L200 150ZM45 150V149H44ZM49 150V149H48ZM132 150H134L133 148H132ZM137 150V149H136ZM151 150H149V152H148V155L147 156H145V158H146V166L144 167V168H146V170L148 169V171L149 172H151V171H153L154 169H153V166L155 165L154 163V165L153 164H151L150 162H149V160H150V156H149V153H151L150 151ZM190 150H186L185 152L183 151V154H188V153H186V152H191ZM208 150V149H207ZM227 150V149H226ZM229 150H227V152L229 151ZM23 151V150H22ZM129 151H131V150H129ZM198 151H200V152H198ZM233 151V150H232ZM127 152V151H126ZM136 152V151H135ZM138 152V151H137ZM147 152V151H146ZM178 152H180V150L178 151ZM207 152V154H208V151H206ZM233 152V153H234ZM247 152V151H246ZM23 153V152H22ZM46 154V152H43V154ZM132 153V152H131ZM130 153V154H131ZM177 152H175V154H176ZM191 153H193V152H191ZM205 153V152H204ZM203 153V154H204ZM211 153H212V151H211ZM232 153V155H234V154H236V153H234L233 154ZM44 154V155H45ZM134 154V153H133ZM153 154V153H152ZM175 154H173L174 156H175ZM181 154V153H180ZM220 153H218V154H215V155H219ZM222 154H224V152L222 151ZM40 155V154H39ZM124 155V154H123ZM126 155V154H125ZM127 155H129V154H127ZM142 155V154H141ZM178 155V154H177ZM176 155V156H177ZM191 156L190 157V160H191V158L193 159V157H192V155L191 154H188V156ZM194 155V154H193ZM210 155V153L208 154V155H206V157L205 158H207V156H209ZM225 155H230L231 156V152L229 151V153H225ZM225 155H224V157H225ZM24 156V155H23ZM22 156V157H23ZM136 156H137V154H136ZM171 156H172V153H171ZM170 156V157H171ZM181 156H184V157H187L186 155H179V157H181ZM196 156V155H195ZM214 156V155H213ZM229 156V157H230ZM1 157V156H0ZM35 157V156H34ZM36 157H37V155H36ZM45 157V156H44ZM118 157H119V155H118ZM173 157V156H172ZM178 157V156H177ZM183 157V158H184ZM211 157V156H210ZM221 157H222V160L223 159H227V161L229 160L227 157H225V158H223V155H221ZM233 158H234V156H232ZM28 159H30L31 157H27ZM41 158V157H40ZM48 158V157H47ZM152 158V157H151ZM168 158L169 157H167V160L165 161V164L167 165V167H168V169H169V167H170V165L171 164H169L168 162L169 161H171V160H168ZM188 158V157H187ZM212 158V157H211ZM4 159V158H3ZM134 159H135V156H134ZM154 159V158H153ZM165 159H166V157H165ZM208 159V158H207ZM232 159V158H231ZM2 160V159H1ZM35 161L36 160H38V159H34ZM40 160V159H39ZM129 160H131V157L129 158ZM129 160H127V161H129ZM137 160H139L138 158H137ZM145 160V159H144ZM179 160L181 161L182 160V158L180 159L179 158ZM184 160V159H183ZM204 160H206V159H204ZM204 160H203V162H204ZM210 160V159H209ZM213 159H211L210 161H209V165H210V163L211 162H213L212 161ZM4 161V160H3ZM6 161H7V159H6ZM6 161H4V163L6 162ZM29 161V160H28ZM126 161V162H127ZM140 161V160H139ZM158 161V160H157ZM175 161V160H174ZM173 161V162H174ZM176 161H178L177 159H176ZM179 161V162H180ZM189 161V159L187 160V162ZM224 162H225V160H223ZM230 161V160H229ZM228 161V162H229ZM233 161V160H232ZM30 162V161H29ZM138 162V161H137ZM141 162V161H140ZM184 162V163H183ZM183 162H181V165L180 166H178V169L179 170H181V168L180 167H182V165L183 166H185V168L186 167H191L192 166V164L190 163L189 165H188V163H187V165L185 164V161H183ZM195 162V163H194ZM202 161L200 160L199 161V163H201ZM206 162H207V160H206ZM219 162V161H218ZM217 162V163H218ZM231 162V161H230ZM31 163V162H30ZM135 163V162H134ZM139 163V162H138ZM156 163V162H155ZM162 163L164 164V159L162 160ZM175 164H176V162H174ZM227 163V162H226ZM1 164V163H0ZM7 164V163H6ZM11 164V163H10ZM9 164V165H10ZM28 164V163H27ZM37 164V163H36ZM35 164V165H36ZM116 164V163H115ZM121 164V163H120ZM136 164V163H135ZM157 164V163H156ZM162 164V165H163ZM174 164V165H175ZM185 164V165H184ZM204 164V163H203ZM205 164H208V162L207 163H205ZM204 164V165H205ZM212 164V163H211ZM221 164V163H220ZM34 165V166H35ZM38 165V164H37ZM117 165H118V162H117ZM153 165V166H152ZM161 165V166H162ZM177 165V164H176ZM178 165H179V163H178ZM191 165V166H190ZM202 165V164H201ZM212 165H214V164H212ZM218 166V168H219V164H217ZM3 166H6V165H2V168H3ZM134 166V165H133ZM158 166H160L159 164H158ZM196 166V165H195ZM198 166V165H197ZM197 166L196 167H194V168H197ZM203 166V165H202ZM221 166H223V165H221ZM36 167V166H35ZM38 167V166H37ZM40 167H41V165H40ZM40 167L39 168H37L38 169V171H41V170H39L40 169ZM103 167V166H102ZM113 167H115V166H113ZM172 167V166H171ZM176 167V166H175ZM201 167V166H200ZM213 167H216V166H212V168H210L209 166H208V169H206V172H208V173H210V172H216V175H217V171H215V169L216 168H214V170H213ZM144 168H143V170H144ZM155 169H157V167H154ZM177 168V167H176ZM185 168L183 167V169L185 170ZM194 168H192V170H194ZM206 168H207V166H206ZM5 169H7L6 167H5ZM188 169H191V168H188ZM199 169V168H198ZM201 169H202V167H201ZM201 169H199V170H201ZM203 169H205V168H203ZM202 169V170H203ZM34 170V169H33ZM115 170V169H114ZM142 170V171H143ZM163 170V169H162ZM178 170V171H179ZM199 170L197 171L196 169H195V171H197V172H199ZM201 170V171H202ZM208 170V171H207ZM212 170V171H211ZM217 170V169H216ZM36 171V170H35ZM35 171H33L34 173H36ZM147 171V173L145 174V176L147 175V174H149V175H147L146 176V179L148 180L149 179V181L148 182H150L151 183V178L153 177V176H157V174L156 175H153V173L151 174V173H149ZM158 173H160L159 171V167H158ZM156 171V172H157ZM165 171V170H164ZM199 172L197 175H199L200 173H202V172ZM205 171V170H204ZM219 171V170H218ZM144 172H146L145 170H144ZM162 172V171H161ZM180 172H182V171H180ZM187 172H189L188 170H186V173ZM193 172L194 171H192V172H190V175H191V173H192V175L190 176L189 174H187V175H189L188 177L190 178H192V180L194 181V178L196 179V177H194L193 176ZM212 172V173H213ZM134 173V172H133ZM184 173V172H183ZM186 173H184L185 175H186ZM203 173H205V172H203ZM203 173H202V175H203ZM213 173V174H214ZM39 174V173H38ZM154 174H155V172H154ZM183 174V176H185ZM196 174V173H195ZM207 174V173H206ZM225 174V173H224ZM143 175V174H142ZM160 175H161V173H160ZM165 175V174H164ZM163 174H162V176H164ZM182 175V174H181ZM187 175H186V178H188L187 177ZM202 175H200V176H198L197 177V179H196V181L198 180V178H200L201 177V179H204V181H205V179H207V178H203L204 176L205 177H208L210 174H207L208 176H206V175H203V177H202ZM29 176V175H28ZM133 176V175H132ZM169 176V175H168ZM168 176H166V177H168ZM171 176V175H170ZM169 176V177H170ZM193 176V177H192ZM211 176H212V178H213V175L211 174ZM211 176H209V177H211ZM224 176V175H223ZM139 177V176H138ZM148 177V178H147ZM215 177V176H214ZM217 178H218V176H216ZM142 178V177H141ZM145 178V177H144ZM162 178V177H161ZM165 178V177H164ZM164 178H162L163 180H165ZM216 178V179H217ZM139 179V178H138ZM138 179H137V183H141V182H143V181H141V182H139L138 181ZM201 179H199V181L198 182H196V181H194V183H201L202 181H200ZM214 179V178H213ZM215 179V180H216ZM219 179V178H218ZM217 179V180H218ZM219 179V180H220ZM133 180H135L134 178H133ZM142 180H144V179H142ZM147 180H144L145 182L147 181ZM156 180H158V179H156ZM156 180H153V181H155V183H156ZM162 180V181H163ZM191 180V181H192ZM208 180H211V178H209ZM207 180V181H208ZM8 181V180H7ZM174 181V180H173ZM188 181V180H187ZM191 181H189L190 182V184L188 183L187 185H185V183H186V181L184 180L183 182H181V181H179V182H181V183H177V185H179V184H184L185 186H186V188H188L187 190H186V192L183 194V196H182V194H181V198H180V196H179V198H180V200H179V198H177L176 199V197H177V195L178 194H174V199L175 200H177V202L173 199V197L171 198L173 201H175L176 202V204L178 203V214L175 212V214H174V210H172L173 211V214L172 215H174V216H171V219H172V217L174 218V219H176L177 221H175V223L176 224H174V221L173 220H171V221H173L172 222V224H174V229L173 230H170V232L168 231L169 229L167 228L166 229V227L164 228L163 227V224H162V222H164V221H162V219H160L159 220V223H160V221H162L160 224H162V228H164V229H161V231H160V235H158L159 234V231H157L158 230V228H159V226H157L158 228H157V230L155 229V228H153L154 230H156L157 232H158V234H156V236L158 237V236H162L161 238L160 237H158L157 239H158V241H159V239H160V246H159V243H156V245L157 246H159V247H156V250H153L152 249V251H151V249L148 247L149 245H147V247H148V249H150V251L148 250V249H143L142 250V248H141V250H142V252H144L145 250H148L149 252L147 253L146 251V254H144V253H142L143 255H139L138 256V258L136 259V261H134V263H132V264H246V262L244 263H242V262H240L241 260H243L244 259V261H245V259L246 258H244V257H248L249 256V258H250V256H252V255H256V252H257V250L258 249H260V247L257 245V247H259L258 249H257V247L255 246V247H253L252 245L253 244H248V245H250V247L252 248H256V249H250V252L249 251H245V249H244V251L242 250V253H240V251L241 250H239V252L238 251H236V248L234 247L233 248V245L231 246V243H235L234 245H236V243L238 242V244L240 243L239 242V240L240 239H238V241H236L235 242V240L234 239H231V238H241V240H243L245 237V233H246V231H245V228L247 229V225L249 226V224L247 223V221L249 220V219H251L250 218V216L248 217L249 219H247V218H245V216L247 215L246 214V212L243 214V215H245L244 216V218H245V222H244V218H242V217H240V216H242V212L240 213V212H238V213H240L241 215L240 216H237V217H240V218H238V220L239 219H241V222H242V224L243 223H245V224H243V225H246V223H247V225L245 226V228H243L244 229V231H242L243 229H241V230H239L240 229V227L238 228V230L236 229L235 230V228L233 229V228H231V227H229L230 225H233V224H230V221L231 222H234L235 221V219H237V218H233L234 219V221H233V219H232V217L233 216H229V217H231V219L229 220L228 218V216H226V214L224 215L227 219H228V223L226 222V219L225 218H222V214H224V211L222 210V209H220L222 206L224 207V208H226L227 209V206L225 207L224 206V204L223 203H221L220 201H222L221 199H219L218 200V198L217 199H215L216 201H213V198H212V200H211V198L208 196H206L208 193H207V191L205 190L206 189V187H205V189L203 188L204 186H202V188L201 187H197V186H199V185H197L196 186V184L194 185V184H192L191 183ZM206 181V182H207ZM134 182V181H133ZM132 182V186L134 187V185H136V184H134ZM145 182H143V183H145ZM158 182V181H157ZM161 181H160V179H159V182L157 183L158 184V186L155 184V186H157L158 188H159V190L160 189H162L163 187H164V185H163V182H161L162 183V187L160 188L159 187V185L161 184L160 183ZM165 182H166V180H165ZM175 182V181H174ZM176 182H177V180H176ZM185 182V183H184ZM215 182V181H214ZM213 182V183H214ZM7 183V182H6ZM96 183H97V181H96ZM160 183V184H159ZM199 183V184H200ZM203 183H205V182H203ZM208 183V182H207ZM206 183V184H207ZM101 184V183H100ZM134 184V185H133ZM146 184H147V182H146ZM173 184V183H172ZM175 184V183H174ZM173 184V185H174ZM209 184V183H208ZM216 184H217V181H216ZM219 184H220V181H219ZM97 185V184H96ZM137 185H139V184H137ZM137 185H136V188L134 187V189H138V187H137ZM148 186V188H149V185L150 184H147ZM168 185H169V183H168ZM171 185V184H170ZM212 185V184H211ZM97 186H99V185H97ZM130 186V185H129ZM145 186V185H144ZM166 186V185H165ZM172 186V185H171ZM175 186V185H174ZM173 186V187H174ZM188 186V187H187ZM208 186V185H207ZM210 186V185H209ZM221 186V184L219 185V186H217L216 185V187L218 188V187H220ZM29 187V186H28ZM31 187V186H30ZM34 187V186H33ZM32 187V189H34ZM133 187L131 188V189H133ZM140 187V186H139ZM170 187V186H169ZM170 188L169 190H171L172 189V191H169V192H174V191H176V190H174L173 191V189L174 188ZM179 187H181V186H179ZM178 187V188H179ZM11 188V187H10ZM26 188V187H25ZM44 188H45V186H44ZM99 188V187H98ZM101 188V187H100ZM142 188H144V187H142L141 186V188L140 189H142ZM150 188H151V185H150ZM150 188H149V191H150ZM158 188H157V191H158ZM176 189H177V186L175 187ZM182 188H184V186H182ZM211 188V187H210ZM213 188V190H214V188L215 187H212ZM222 188V187H221ZM31 189V190H32ZM35 189H36V186H35ZM145 189L147 190V188H146V186H145ZM152 189V188H151ZM156 189V188H155ZM154 189V190H155ZM165 189H167V188H164V189H162V190H165ZM9 190H11V189H9ZM9 190H8V192H9ZM27 190V189H26ZM39 190H41V189H39ZM47 190V189H46ZM45 189H43V192H45L46 191ZM100 190V189H99ZM139 190V189H138ZM143 190V189H142ZM185 190V189H184ZM209 190H211V189H209ZM212 190V191H213ZM220 190V189H219ZM218 190V191H219ZM11 191H13V190H11ZM34 191V190H33ZM33 191L31 192V193H33ZM134 191V190H133ZM133 191H131V192H133ZM136 191V190H135ZM134 191V192H135ZM140 192H141V190H139ZM144 191V190H143ZM142 191V192H143ZM156 191V192H157ZM181 190H178V192H180ZM216 191H217V189H216ZM216 191H214V192H216ZM236 193H234V192ZM7 192V193H8ZM39 192V191H38ZM47 192V191H46ZM137 192V191H136ZM135 192V193H136ZM141 192V193H142ZM152 192H155V191H153L152 190ZM155 192V193H156ZM159 192H162V193H164V194H167V191H166V193L165 192H163V191H158V193ZM177 192V191H176ZM220 193H222L221 192V190L219 191ZM29 193V192H28ZM145 193V192H144ZM154 193V194H155ZM219 193V195H222L221 197H223L224 198V196H223V194H220ZM24 194H25V192H24ZM34 194V193H33ZM37 194V193H36ZM46 194V193H45ZM132 194V193H131ZM143 194V193H142ZM154 194H153V196H154ZM161 194V193H160ZM170 194V193H169ZM168 194V195H169ZM5 195H8V194H5ZM17 195V194H16ZM31 195V194H30ZM35 195V194H34ZM41 195V194H40ZM137 195V194H136ZM156 195V194H155ZM180 195V194H179ZM233 195V196H234ZM13 196V195H12ZM15 196V195H14ZM18 196V195H17ZM16 196V197H17ZM38 196V195H37ZM43 196V195H42ZM142 196V195H141ZM152 196V197H153ZM157 196H159V194H157ZM162 195H160V197H161ZM164 196V195H163ZM162 196V197H163ZM225 196V198L224 199H226L227 197ZM6 197H8V196H6ZM30 196H28V197H26V199L25 200H27L28 198H29ZM34 197V196H33ZM32 197V198H33ZM147 197V196H146ZM155 197V196H154ZM165 198H167L166 196H164ZM163 197V198H164ZM169 197V196H168ZM220 197V198H221ZM11 198H13V197H11ZM31 197H30V202L32 203L33 201H36V200H31L32 199ZM37 198V197H36ZM150 198V197H149ZM165 198H164V200L161 198V200H162V202H161V205L163 204V203H165V201H167V200H165ZM170 198V197H169ZM210 198V199H209ZM5 199V198H4ZM4 199H3V202H4ZM15 199V198H14ZM155 199V198H154ZM156 199H157V197H156ZM168 199V198H167ZM170 199V200H171ZM209 199V200H208ZM8 200H10V199H8ZM8 200H5L6 201V203H7V201ZM17 200V199H16ZM15 200V201H16ZM145 200L147 201V198H145ZM152 201H154L153 199H151ZM158 200H160L159 199V197H158ZM170 200H168L169 201V203L170 204H172V205H176V204H174V202L172 201V202H170ZM11 201V200H10ZM10 201H8V203L10 202ZM13 201V200H12ZM120 200H114L113 198H110V200H104L103 202H99V204L98 205H101V207L102 208H106V209H109L110 208V206L113 204V205H116V203H118ZM156 201V200H155ZM155 201H154V203H155ZM211 201H213V204L215 203V204H217V206L219 207V205H220V207L217 209V206L216 205H214L215 207H216V210H218V211H220V210H222L223 211V213H221V215L222 216H220L219 218H222V220H224L225 219V221H222V220H218V222H215L214 220L217 218V216L216 215H213V216H210V217H212L211 219V223H209V221L207 222V220L205 219V218H210L209 216L207 217L206 215H204V213L205 214H207V212L208 213H210V215L214 212V209H215V207H214V209H212L211 207L213 206L212 204H210V202ZM3 202L1 201V203L3 204ZM29 201H27V203H30ZM47 202V201H46ZM51 202V201H50ZM151 202V201H150ZM149 202V203H150ZM157 202V204H159V206H160V202L159 201H156ZM159 202V203H158ZM219 202V203H218ZM12 203V202H11ZM24 203H26V202H24ZM37 203V202H36ZM129 203V202H128ZM149 203H146V204H149ZM154 203H152V206H153V204ZM212 203V202H211ZM225 203V202H224ZM242 203V202H241ZM16 204V203H15ZM18 204H19V202H18ZM32 204H34V203H32ZM38 204V203H37ZM151 204V203H150ZM156 204V203H155ZM156 204V205H157ZM165 204H167V203H165ZM222 204V205H221ZM228 204V203H227ZM5 205V204H4ZM19 205H22V204H19ZM19 205H17V206H19ZM31 205V204H30ZM29 205V206H30ZM36 205V204H35ZM210 205V206H209ZM212 205V206H211ZM226 205V204H225ZM6 206V205H5ZM11 206H12V204H11ZM25 206H27V205H25ZM50 206V205H49ZM145 206H148V205H145ZM164 206V205H163ZM162 206V207H163ZM166 206V205H165ZM171 206V205H170ZM1 207V206H0ZM34 207V206H33ZM149 207H151V206H149ZM161 207V206H160ZM167 207V206H166ZM175 207V208H176ZM261 207V208H262ZM6 208H8V207H6ZM5 208V209H6ZM11 208H14V207H11ZM20 208H22V207H20ZM23 208H24V205H23ZM31 207H28V209H30ZM36 208V207H35ZM147 208V207H146ZM157 209H158V207H156ZM168 209H170L171 210V208L170 207H167ZM174 208V206H173V208L172 209H175ZM14 209H17V208H14ZM144 209V208H143ZM151 209V208H150ZM163 209V208H162ZM210 209L211 210H213V211H210ZM10 210V209H9ZM27 209H24L23 211H26ZM51 210V209H50ZM53 210H54V207H53ZM52 210V211H53ZM149 211V209H145L144 210V212L145 211ZM153 210L155 211V209H154V206H153ZM163 210H165V208L163 209ZM229 210V209H228ZM262 210H263V208H262ZM28 211V210H27ZM30 211H32V210H30ZM143 211V210H142ZM141 211V212H142ZM147 211V212H148ZM158 211V213H159V211H161V208H160V210L158 209L157 210ZM176 211H177V209H176ZM230 211V210H229ZM5 212V211H4ZM3 212V213H4ZM6 212H7V210H6ZM5 212V213H6ZM8 212H10V211H8ZM14 212H16L15 210H14ZM12 213V215L14 216V214L15 213ZM20 212V211H19ZM18 212V213H19ZM34 212H35V210H34ZM165 212H166V210L163 212V213H161L162 214V216L164 217V215H165V217L166 218H168V216H167V214L169 213V216L171 215V211H169V210H167V214H165ZM221 212V211H220ZM228 212V211H227ZM232 211H230V215H232V213L234 212H232ZM4 213V215H5V217H6V215H7V217H9L8 215V213L7 214H5ZM25 213H28V212H25ZM33 213V212H32ZM136 213H138L137 211H136ZM148 213H151V211L150 212H148ZM249 213V212H248ZM140 214H142L143 215V213H140L139 212V215ZM146 214V213H145ZM152 214H153V212H152ZM164 214V215H163ZM214 214V213H213ZM215 214H217V213H215ZM228 214H229V212H228ZM227 214V215H228ZM234 214H236V212H234L233 213V215ZM11 214H10V216H12ZM16 215V214H15ZM128 215V214H127ZM136 215H138V214H136ZM150 215V214H149ZM156 215V214H155ZM160 215V214H159ZM237 215V214H236ZM236 215H234V216H236ZM1 216V215H0ZM12 216V217H13ZM141 216V215H140ZM147 216V215H146ZM145 215H144V220H145V217H146ZM161 216V218H163ZM175 216L177 217V218H175ZM203 216H205V218H203ZM215 216H216V218H215ZM2 217H4L3 215H2ZM1 217V218H2ZM21 217H22V215H21ZM126 217V216H125ZM124 217V218H125ZM131 217V216H130ZM133 218L135 217V216H132ZM142 217V216H141ZM151 217H153V216H151ZM155 217V216H154ZM157 217V216H156ZM156 217L154 218V219H156ZM215 219H214V218ZM247 217V216H246ZM11 218V217H10ZM122 218V217H121ZM121 218H119V219H121ZM136 218H139V216H137ZM158 218H160V216L158 217ZM157 218V219H158ZM5 219V218H4ZM9 219V218H8ZM7 219V220H8ZM163 219H165V218H163ZM170 219V218H169ZM204 219V220H203ZM218 219V218H217ZM246 219H247V221H246ZM254 219V218H253ZM256 219V218H255ZM6 220V219H5ZM116 220V219H115ZM129 220V219H128ZM131 220V219H130ZM142 220V219H141ZM141 220H139L140 222H141ZM143 220V222H145V221H147V220H145L144 221ZM152 220V226H151V228H149V229H151L152 230V227L154 226L153 224L157 221V223H158V220H154L153 221V219H151ZM167 220V222H166V224H168V219H166ZM165 220V221H166ZM204 222H203V221ZM210 220V219H209ZM252 220V219H251ZM250 220V221H251ZM120 221V220H119ZM137 221L138 220H136V224H137ZM138 221V222H139ZM170 221V222H171ZM201 221V222H200ZM212 221H213V223H212ZM217 221V220H216ZM249 221V222H250ZM96 222H98V221H96ZM123 222V224H122V226L121 227H119L120 228V231H123V230H125V228L131 223L130 221H128V222H130V223H127V221L125 220V222H124V219H123V221H121V223ZM139 222V223H140ZM143 222H141V223H143ZM169 222V223H170ZM241 222H239L238 224H240L241 225ZM259 221L257 220V222L256 223H258ZM260 222H262V224L264 225V220H262V221H260ZM120 223V222H119ZM119 223H117V224H119ZM120 223V224H121ZM147 223H148V221H147ZM157 223H155L156 225H157ZM236 223V222H235ZM255 223V221H254V224L253 225H257ZM128 224V225H127ZM132 224V223H131ZM135 224V223H134ZM144 224V223H143ZM149 224H150V221H149ZM165 224V223H164ZM172 224H169L168 226L170 227V229H172L173 227H171V225ZM237 224V223H236ZM237 224V225H238ZM258 224H260L261 225V223H258ZM0 225H3V224H0ZM138 225V224H137ZM145 225V224H144ZM148 225V224H147ZM155 225V226H156ZM237 225H236V228H237ZM240 225H238V226H240ZM252 224H251V228H250V226H249V229H252V226H253ZM131 226H133V225H131ZM143 226V225H142ZM154 226V227H155ZM167 226V227H168ZM219 228L218 230H217V232H214L215 234H213L212 233V235L210 234V232H211V229L212 228H217V227ZM118 227V226H117ZM129 227V226H128ZM144 227V226H143ZM148 227H150V226H148ZM147 227V228H148ZM189 227V228H188ZM241 227H244V226H241ZM262 227V226H261ZM90 228H93V227H86V228H80L79 230H80V232H85V231H87V230H89ZM137 228V227H136ZM139 228V227H138ZM141 228V227H140ZM255 228V230L257 231V229H256V227L255 226H253V229ZM263 228V227H262ZM7 229V228H6ZM133 229V228H132ZM252 229V230H253ZM92 230H94V229H92ZM135 230L136 229H134L133 231L135 232ZM140 230V229H139ZM142 230H144V228L142 229ZM145 230H147V229H145ZM153 230V232L155 233L156 231H154ZM160 230V229H159ZM213 230V229H212ZM251 230V231H252ZM130 231H132V230H130ZM132 231V232H133ZM141 231V230H140ZM149 231V230H148ZM215 231V230H214ZM244 233L243 235H241L242 237H240V233L242 234V232ZM249 230H247V233H249L250 234V231L248 232ZM262 231V229L261 230H259V233ZM90 232V231H89ZM94 232H96V231H94ZM128 232V231H127ZM144 232V231H143ZM153 232H151V234L153 233ZM156 232V233H157ZM213 232V231H212ZM252 232H254V231H252ZM252 232H251V234H252ZM258 232V231H257ZM263 233H264V229H263V231H262ZM262 232L259 234L260 236H261V234H262ZM77 233V232H76ZM98 233V232H97ZM104 233V232H103ZM112 233V232H111ZM124 232H121V233H119V235H124L123 234ZM129 233H131V232H129ZM140 232H138V233H134V235H137V234H139ZM146 233V232H145ZM147 233H149V232H147ZM153 233V234H154ZM246 233V234H247ZM255 233V232H254ZM253 233V234H254ZM85 234H86V232H85ZM100 234V233H99ZM102 234V233H101ZM109 234V231H108V233H107V236L105 235V238L103 239L102 238V236H104V235H100L101 237H99V239L100 238H102V239H100L99 241H101V243L99 242L98 244V246H99V254H98V252H97V254H98V256H100V258L99 257H95L94 256V261H93V263L94 264H96L97 262L99 263V261H97L96 263H95V258L97 259V260H99V259H103V258H108L107 256L109 255V253L108 252H106V250L108 249V245L109 246H111L113 249H114V247L116 248V250H114L115 251V253L116 254H114L113 253V255H112V258H111V254L109 255V261H110V259L112 260V261H110V264H126V263H128L129 262V260H130V258H131V255L133 254V253H135L134 251H137L138 249H139V247H138V244L140 243H135V241H132V239L131 238H133V236L130 234V236H132L131 238L130 237H128V236H121L122 238H117L116 236V238L115 237H113V236H109L108 235ZM142 236H143V233L141 232L140 233ZM150 234V233H149ZM111 235V234H110ZM128 235V234H127ZM145 235V234H144ZM148 234H146V236H147ZM209 235H211V236H209ZM248 235V234H247ZM137 236H139V235H137ZM150 236V235H149ZM148 236V237H149ZM209 237V242H208V238L206 239V240H203V237ZM258 236V235H257ZM98 237V236H97ZM120 237V236H119ZM147 237V238H148ZM198 237H200V239L202 240V242L200 243V242H197V241H200V239H197ZM244 237V238H243ZM249 237V239H251L250 238V235L248 236ZM248 237H246V239L248 238ZM254 237V236H253ZM263 237H264V234H263ZM136 238V237H135ZM149 238H151V237H149ZM153 238H154V236H153ZM243 238V239H242ZM136 239H140V237L139 238H136ZM136 239H134V240H136ZM145 239V238H144ZM156 238L154 239V241H153V239H151V241L152 242H155V240H157ZM254 238H252V240H253ZM255 239H257L256 238V236H255ZM125 240H129V243H126L127 245L129 244V247H127L126 249H124L125 247V245L123 246L124 248H122L121 250L119 249V247H121V246H119L118 247V245H120L123 241H125ZM141 240H143V239H141ZM147 240V239H146ZM145 240V241H146ZM149 240V239H148ZM90 241V240H89ZM92 241V240H91ZM94 241V240H93ZM97 241V240H96ZM142 242V243H145L146 244V242H148V241H146V242ZM157 241V242H158ZM246 241V240H245ZM250 241V240H249ZM86 242V241H85ZM128 242V241H127ZM246 242H248V241H246ZM254 242V241H253ZM54 243V242H53ZM55 243H56V241H55ZM77 243V242H76ZM92 243V242H91ZM95 243H97V242H95ZM149 243V242H148ZM147 243V244H148ZM198 245H197V244ZM251 243V242H250ZM255 244L254 245H256V243H257V241L256 242H254ZM93 244V243H92ZM150 244V246L153 244H151V243H149ZM241 244H243V243H241ZM257 244H259V242L257 243ZM50 245V244H49ZM123 245V244H122ZM141 245V244H140ZM143 245V244H142ZM247 245V244H246ZM245 245V247H247ZM260 245V244H259ZM19 246V245H18ZM20 246L22 247V245L20 244ZM19 246V247H20ZM48 246V245H47ZM56 246V245H55ZM144 246V245H143ZM153 246V245H152ZM173 246V247H172ZM237 246V245H236ZM242 246V245H241ZM240 246V248H243V246L241 247ZM261 246V245H260ZM8 247V246H7ZM23 247H25V246H23ZM53 247L54 246H52L51 245V247H47V248H45V253H49L50 255H52V256H54L53 254H55V253H58V252H61V254H63V255H65V253H67L66 252V249H63V248H56V250L57 251H53ZM61 247V246H60ZM70 247V246H69ZM68 247V248H69ZM72 247V246H71ZM70 247V248H71ZM81 247V246H80ZM110 247V248H111ZM118 247V248H117ZM147 247H143V248H147ZM153 247H155V245L153 246ZM239 247V246H238ZM237 247V248H238ZM249 246H248V250H249V248H250ZM17 248V247H16ZM27 248H29V247H27ZM78 248V247H77ZM86 248V247H85ZM165 248V250L163 251V249ZM262 248V247H261ZM8 249V248H7ZM18 249V248H17ZM44 249V248H43ZM78 249H80V248H78ZM87 249V248H86ZM155 249V248H154ZM239 249V248H238ZM10 250H11V248H10ZM27 250H29V249H27ZM80 250H83V255L81 256L79 253V255L83 258V257H85L86 255H89V254H91V255H93V251H91L90 250V248H89V250L88 251H85L84 250V248L82 249V247H81V249ZM98 250V249H97ZM125 250V251H124ZM261 250V249H260ZM263 250H264V248H263ZM1 251H2V249H1ZM5 251V250H4ZM12 251V250H11ZM19 251V250H18ZM22 251V250H21ZM31 251V250H30ZM34 251H36V250H34ZM68 251V250H67ZM73 251H74V249H73ZM107 251H109V250H107ZM113 250H111V252H112ZM251 251H253V253L251 252ZM14 252H15V250H14ZM14 252H13V254H14ZM17 252V251H16ZM15 252V253H16ZM41 252V251H40ZM77 252V251H76ZM118 252H120V253H118ZM139 252V251H138ZM162 252V253H161ZM258 252H259V250H258ZM261 252H263L262 250L259 252V254H261ZM2 253V252H1ZM10 253V252H9ZM8 253V254H9ZM19 253V252H18ZM34 253V252H33ZM44 253V254H45ZM72 253H74V252H72ZM71 253V254H72ZM167 253H169V254H166ZM264 253V252H263ZM24 254H26L25 252H24ZM31 254V253H30ZM40 254V253H39ZM96 254V253H95ZM138 254H141V253H138ZM242 254V255H241ZM56 255V254H55ZM60 255V254H59ZM78 255V256H79ZM166 255V256H165ZM264 255V254H263ZM262 255V256H263ZM7 256V255H6ZM9 256V255H8ZM51 256V257H52ZM66 256H67V254H66ZM76 256H77V254H76ZM253 256V257H254ZM262 256H260L261 258H260V260L263 258ZM13 257V256H12ZM12 257H8V258H12ZM48 257H49V255H48ZM68 258L70 257L69 255L67 256ZM253 257H251V258H253ZM256 257V256H255ZM255 257L253 258L254 260H252V259H250L251 260V262L253 263V264H257V262H256V260L258 259V257H257V259H255ZM67 258V259H68ZM87 258V257H86ZM88 258H90V256L88 257ZM87 258V259H88ZM99 258V259H98ZM231 258H233L232 260H230ZM249 258H248V260H249ZM10 259H7V261L8 260H10ZM50 259V258H49ZM48 259V260H49ZM52 259V258H51ZM73 259V258H72ZM78 259V258H77ZM84 259V258H83ZM83 259H82V261H83ZM91 259V260H92ZM241 259V260H240ZM57 260V259H56ZM39 261H42L41 259L39 260ZM54 261V260H53ZM123 261V262H122ZM233 261H236V263H233ZM255 261V262H254ZM261 261H263V259L261 260ZM38 262V261H37ZM48 262V261H47ZM55 262V261H54ZM60 262V261H59ZM69 262V261H68ZM72 262V261H71ZM90 262H92V261H90ZM136 262V263H135ZM250 261L249 262H247V263H249V264H252ZM11 263V262H10ZM22 263V262H21ZM31 263V262H30ZM44 263V262H43ZM43 263H41V264H43ZM56 263V262H55ZM73 263V262H72ZM129 263H131V262H129ZM263 263V262H262ZM5 264V263H4ZM6 264H7V262H6ZM13 264H14V262H13ZM19 264V263H18ZM27 264V263H26ZM34 264V263H33ZM38 264V263H37ZM46 264V263H45ZM64 264H66V263H64ZM69 264V263H68ZM76 264H77V262H76ZM83 264H85V262L83 263ZM88 264V263H87ZM90 264V263H89ZM107 264H109V262L107 263ZM261 264V263H260Z\"/></svg>",
    "mask_w": 264,
    "mask_h": 264
},
{
    "label": "water",
    "instance_id": "3",
    "mask_svg": "<svg viewBox=\"0 0 264 264\" xmlns=\"http://www.w3.org/2000/svg\"><path fill=\"white\" fill-rule=\"evenodd\" d=\"M1 1H2V2H3L8 8H10L11 11L14 9L13 5H12L9 1H7V0H1ZM237 17H238V13H236V15L231 19V21H230L229 23L234 22V21L237 19ZM17 19H18V21H19V24L21 25V27H22L24 30H26V31H28V32H30V33H32V34H34V35H40V33L33 31L32 28L29 27L28 25H26L21 19H19V18H17ZM217 40H218V36L215 38V40L213 41V43H212L211 45L208 46V50L211 49V48L214 46V44L216 43ZM57 43H58V46L61 47V48L63 49V51L65 52V49H64L63 45H62L59 41H57ZM65 53H66V52H65ZM70 63H71V61H70ZM71 66H72L77 72H79L80 74L85 75V73H83L82 70H80L78 67H75L74 65H72V63H71ZM158 72H159V71L149 72V73H146V74H144V75H142V76H134V77H130V78H132V79L135 80V81H136V80H137V81H142V80H145V79H148V78L152 77V76L154 75V73H158Z\"/></svg>",
    "mask_w": 264,
    "mask_h": 264
},
{
    "label": "trees",
    "instance_id": "4",
    "mask_svg": "<svg viewBox=\"0 0 264 264\" xmlns=\"http://www.w3.org/2000/svg\"><path fill=\"white\" fill-rule=\"evenodd\" d=\"M243 24L241 26V31L242 32H247L252 30L254 27H256L257 25H259V23L261 22V20L258 19V14L257 13H251L250 17L248 18H244L243 19ZM162 39H165L164 36L162 35ZM63 47L67 50H70L69 48H67V46L63 45ZM213 49V47L211 48V50Z\"/></svg>",
    "mask_w": 264,
    "mask_h": 264
},
{
    "label": "crops",
    "instance_id": "5",
    "mask_svg": "<svg viewBox=\"0 0 264 264\" xmlns=\"http://www.w3.org/2000/svg\"><path fill=\"white\" fill-rule=\"evenodd\" d=\"M160 21V20H159ZM162 22V21H161ZM163 23V22H162ZM155 23V24H150L148 25L152 27L157 33L162 37L164 36L165 39H163L164 43H171L172 40H174L175 35L171 31H169L166 27H164V23ZM178 38V37H177Z\"/></svg>",
    "mask_w": 264,
    "mask_h": 264
}]
</instances>
